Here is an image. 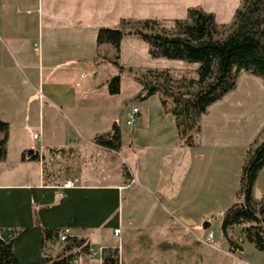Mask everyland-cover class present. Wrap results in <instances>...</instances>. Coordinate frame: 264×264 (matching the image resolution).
Instances as JSON below:
<instances>
[{
  "label": "crops",
  "instance_id": "crops-1",
  "mask_svg": "<svg viewBox=\"0 0 264 264\" xmlns=\"http://www.w3.org/2000/svg\"><path fill=\"white\" fill-rule=\"evenodd\" d=\"M165 8L164 1L150 0H0V122L9 126L7 154L0 162V199L6 202L0 229L23 234L22 246L57 254L60 242L48 235L54 223L49 209L63 197L59 187L66 183L71 188L117 189L119 225L123 215L138 220L139 209L130 212L121 196L135 185L145 197L153 196L158 212L165 211L151 220L152 201L143 203L139 214L144 226L162 227L170 217L193 228L215 209L232 205L246 153L264 140V87L255 75L241 73L235 90L208 107L200 117L196 147L182 146L173 117L160 102L154 112L140 113L136 107L129 126L125 121L132 108L125 110L119 152L92 143L117 122L116 98L105 84L116 75L115 68L96 59L97 50L110 60L114 50L97 46L98 30L119 28L122 20L164 19ZM126 45L137 57L139 43L127 36L120 47V64L134 69L124 59ZM106 73L109 77L102 79ZM34 154L37 160L27 159ZM101 157H116L126 173L118 161L107 173L98 165ZM71 158L77 171L70 167ZM57 161L61 163L55 167ZM256 190L262 198L264 167L253 186V200ZM105 229L99 230L107 237ZM70 231L89 241L86 230Z\"/></svg>",
  "mask_w": 264,
  "mask_h": 264
},
{
  "label": "trees",
  "instance_id": "trees-1",
  "mask_svg": "<svg viewBox=\"0 0 264 264\" xmlns=\"http://www.w3.org/2000/svg\"><path fill=\"white\" fill-rule=\"evenodd\" d=\"M186 17L184 21L173 20L171 33L156 31L158 21L149 19L122 20L119 28H100L96 36L97 46L110 45L114 55L110 60L97 50L96 59L111 63L117 70V74L105 82L110 96L120 93L124 70L120 64V47L124 37H134L143 42L151 59L194 65L195 77L179 79L176 86L172 85L167 71L147 70L134 77L141 86L137 100L158 96L163 112L173 117L174 129L182 146L193 148L197 146L195 136L200 133V117L209 106L235 90L237 76L241 72L264 78V0H245L242 8L236 11L232 30L222 40L214 37L216 30L212 14L191 8L187 10ZM127 26L131 28L126 29ZM8 137V124L0 122V162L6 158ZM92 143L108 151L119 152V123L114 122L108 132L96 136ZM25 159L24 153L21 160ZM27 159L37 160L38 155H29ZM263 167L264 140L255 143L246 153L235 196L241 198V202L232 204L221 216V236L230 252L242 251V247L228 235L233 228H239L243 241L264 254V196L259 202L252 198L253 186ZM5 204L0 199V214ZM118 208L117 189H65L59 203L49 209L54 219L49 238L60 242L65 229H117ZM202 227L207 229L204 225ZM22 235L0 229V264H75L78 257L90 253L85 238L69 235L57 254L52 256L43 253L41 247L22 246ZM101 264H119L118 251L104 249Z\"/></svg>",
  "mask_w": 264,
  "mask_h": 264
},
{
  "label": "rangeland",
  "instance_id": "rangeland-1",
  "mask_svg": "<svg viewBox=\"0 0 264 264\" xmlns=\"http://www.w3.org/2000/svg\"><path fill=\"white\" fill-rule=\"evenodd\" d=\"M150 1H160L161 3L164 1L166 4L164 19L157 20L159 26L156 27V31L164 30L171 33L173 31V20L184 21L187 19L186 12L188 9L199 8L204 13L214 16L216 30L214 37L218 40L224 39L232 30L236 11L241 9L245 2V0ZM125 28L129 29L131 27L127 26ZM136 40L139 43L137 49H139L140 54L137 57L132 56L126 45L124 59L130 62L134 69L129 72L128 68L124 67L121 75L122 91L120 95L114 96L117 102L114 118L119 125L122 124V128H126L122 119L126 109L137 107L142 113L144 110L154 112L160 107L158 96H152L145 101L137 100L136 96L140 93L141 86L134 81L135 76L152 69L158 72L167 71L173 86L177 85L179 79L188 80L195 77L194 65L164 59H151L147 54L146 45L140 40ZM108 47L111 46L108 45ZM114 71L117 74V70ZM241 73L251 74L250 72ZM109 75V73L104 74L102 79L109 77ZM255 78L260 80L264 87V78L258 76H255ZM114 158L106 159L104 157L102 159L101 157L98 165L101 164L102 168L104 167L103 169H106V172L110 174L109 166L111 167L114 164L113 162L117 163L118 161L119 165L122 166L121 169L126 173V170L123 169L124 165L116 157ZM70 160V167L77 171L78 164L76 160L74 158ZM60 163L59 161L55 162V167ZM123 177L125 179L123 184L126 185L128 175L124 174ZM139 189V186L135 185L121 193L123 204L130 212L137 213V209H139L138 216H136L138 220L134 221L133 218L123 215L125 221L118 225L117 228L120 230L118 235L115 234L114 228L104 230L107 237L101 236L100 228L86 230L89 238L88 242H90V253L88 256L78 257L75 264H100L99 259L104 249H116L119 264H244L240 262L241 260L245 261V264H264V254L255 250L252 245H246L240 235L239 228H233L228 235L235 244L241 247L244 245V248H242L244 252L240 254L239 252L229 251L221 236L220 223L224 211H220V209H215L212 216L203 219L201 223L193 228L185 227L170 217L165 218L167 224L158 227L159 229L153 225L144 226L139 213L142 204H148L150 198L145 197V194ZM135 191L137 193H134ZM150 196L152 205H150V214L147 218L158 220L164 215L165 211H163V208H159V213L157 201L153 200L152 195ZM260 198L261 195L256 190L254 201L258 202ZM236 202H241V198H233L232 204ZM207 223L209 227L204 229L202 226Z\"/></svg>",
  "mask_w": 264,
  "mask_h": 264
},
{
  "label": "built area",
  "instance_id": "built-area-1",
  "mask_svg": "<svg viewBox=\"0 0 264 264\" xmlns=\"http://www.w3.org/2000/svg\"><path fill=\"white\" fill-rule=\"evenodd\" d=\"M138 114V109L137 108H133L131 109V112L128 114L127 116V119H126V125H131L135 119H136V115ZM38 135L37 134H34L33 135V138L34 139H37ZM75 183H77V180L75 181ZM72 187V183H66V184H63L59 187V189L62 191V190H65V189H69ZM115 234L118 235L120 233V230L119 229H115L114 230ZM71 235V231L69 229H65L62 231L61 235H60V242H64L66 240V238Z\"/></svg>",
  "mask_w": 264,
  "mask_h": 264
},
{
  "label": "water",
  "instance_id": "water-1",
  "mask_svg": "<svg viewBox=\"0 0 264 264\" xmlns=\"http://www.w3.org/2000/svg\"><path fill=\"white\" fill-rule=\"evenodd\" d=\"M204 227H208V224H205Z\"/></svg>",
  "mask_w": 264,
  "mask_h": 264
}]
</instances>
